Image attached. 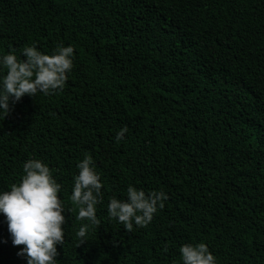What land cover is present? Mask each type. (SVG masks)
Instances as JSON below:
<instances>
[{
	"label": "trees",
	"instance_id": "obj_1",
	"mask_svg": "<svg viewBox=\"0 0 264 264\" xmlns=\"http://www.w3.org/2000/svg\"><path fill=\"white\" fill-rule=\"evenodd\" d=\"M32 43L72 45L73 68L63 90L0 117V190L30 158L49 166L65 208L57 264H180L200 242L217 264H264V0H0V53ZM85 153L104 197L78 245ZM129 184L168 196L131 231L106 212ZM22 247L0 215V264H26Z\"/></svg>",
	"mask_w": 264,
	"mask_h": 264
},
{
	"label": "clouds",
	"instance_id": "obj_2",
	"mask_svg": "<svg viewBox=\"0 0 264 264\" xmlns=\"http://www.w3.org/2000/svg\"><path fill=\"white\" fill-rule=\"evenodd\" d=\"M72 45L57 44L43 53L35 43L26 45L17 56L15 50L0 53V117L5 118L23 96L50 95L63 90L73 68ZM126 127L115 133L114 141L124 139ZM70 199L76 206V219L84 221L75 235L80 241L90 226H98L97 205L103 203V182L91 155L85 153L76 164ZM61 184L47 164L30 158L22 165V175L8 190H0V215L7 226L11 244L22 245L17 252L26 264H57V245L64 243L65 208L58 193ZM168 196L162 190L126 187L125 198L108 197L106 212L110 220L128 231L147 226L164 207ZM77 245V246H78ZM180 264H217L205 243H187L179 247Z\"/></svg>",
	"mask_w": 264,
	"mask_h": 264
}]
</instances>
